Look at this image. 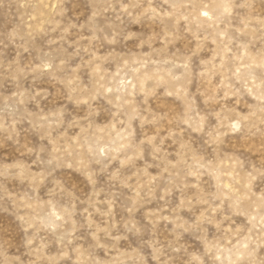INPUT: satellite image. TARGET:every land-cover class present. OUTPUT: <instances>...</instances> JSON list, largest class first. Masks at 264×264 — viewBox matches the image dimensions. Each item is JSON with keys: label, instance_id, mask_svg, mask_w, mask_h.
Returning <instances> with one entry per match:
<instances>
[{"label": "clouds", "instance_id": "clouds-1", "mask_svg": "<svg viewBox=\"0 0 264 264\" xmlns=\"http://www.w3.org/2000/svg\"><path fill=\"white\" fill-rule=\"evenodd\" d=\"M0 264H264V0H0Z\"/></svg>", "mask_w": 264, "mask_h": 264}, {"label": "rangeland", "instance_id": "rangeland-1", "mask_svg": "<svg viewBox=\"0 0 264 264\" xmlns=\"http://www.w3.org/2000/svg\"><path fill=\"white\" fill-rule=\"evenodd\" d=\"M100 198L101 199L104 198L103 194H101ZM117 211L119 212V209H117ZM117 218H119V216ZM137 218L141 221V223L143 222V217L140 214H137ZM160 227H161V229H163V227H164L163 223H161ZM169 227H171V225H169Z\"/></svg>", "mask_w": 264, "mask_h": 264}]
</instances>
